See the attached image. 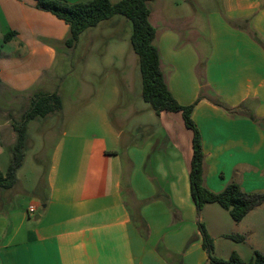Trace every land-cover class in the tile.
Wrapping results in <instances>:
<instances>
[{"label": "crops", "instance_id": "1", "mask_svg": "<svg viewBox=\"0 0 264 264\" xmlns=\"http://www.w3.org/2000/svg\"><path fill=\"white\" fill-rule=\"evenodd\" d=\"M182 20L168 10L153 25L169 89L180 104L196 103L205 184L221 192L236 182L247 193L264 194V0H221L209 11V55L202 71L196 45H179L187 26ZM10 32L16 36L5 42ZM68 35L69 26L38 9L35 0H0V92L18 104L30 103L39 92H59L47 86ZM217 100L248 114L241 110L246 116L234 117ZM113 104L109 99L96 105L97 131L79 118L77 127L57 137L38 187L26 188L19 169L17 185L0 189V264H211L198 228L203 220L191 197L193 133L182 114H155L158 119L134 121L126 131L107 117ZM138 113L132 108L124 120ZM10 115L0 124L3 172L10 164L4 157H11L17 141ZM136 130L149 132L139 137ZM17 192L26 196L23 204L6 211ZM31 205L35 213L29 212ZM236 223L247 238L245 253L219 254L216 236L205 225L217 257L235 252L249 261L256 250L264 253V203Z\"/></svg>", "mask_w": 264, "mask_h": 264}, {"label": "rangeland", "instance_id": "2", "mask_svg": "<svg viewBox=\"0 0 264 264\" xmlns=\"http://www.w3.org/2000/svg\"><path fill=\"white\" fill-rule=\"evenodd\" d=\"M220 1L152 0L149 4L152 10L150 19L152 24H160L162 15L168 10L183 19L179 21L180 25L182 22L187 24L182 28L179 45H196L201 57L199 71L203 70L205 58L209 55V11L218 8ZM113 20H122V24L112 26L106 23L108 20L103 21L98 27L86 30L73 49L69 47L57 49L58 55L51 70L53 81L47 89L59 90L57 93L62 97L63 109L60 113L50 114V118L39 117L28 124L25 160L19 177L31 191L38 187L45 175L52 146L64 130L71 131L81 119L84 125L91 121L90 128L97 131L94 125L96 123L99 126L98 121L94 119L99 114L95 112L99 109L96 108L97 104L101 105L109 99L114 100L111 108L114 111L110 114L111 110H108L107 117L112 118L116 125L122 126L126 131L134 127V121H151L157 118L150 104L142 97L143 82L139 60L132 49L130 39L132 22L120 15L113 17ZM203 93L206 94L208 91L204 90ZM9 95L10 93L0 92V124L3 116L7 118L8 114H11L13 121L20 122L23 113L29 109V101L18 104L8 100ZM91 103L92 105L88 107ZM132 108L140 113L125 121L127 111ZM242 111L248 114L247 110ZM138 132L136 130V133ZM148 132L149 130L139 132L141 133L139 137L147 136ZM10 159V154L7 153L3 163L7 165ZM25 198L23 193L17 192L14 198L7 201L6 211L21 207ZM201 218L212 235L216 236L219 254L238 249L246 252V235L239 232L238 223L228 210L217 203L207 204L201 212ZM221 232L243 235L245 240L238 242L221 235ZM262 233L264 238V226ZM256 237L258 238V235Z\"/></svg>", "mask_w": 264, "mask_h": 264}, {"label": "trees", "instance_id": "3", "mask_svg": "<svg viewBox=\"0 0 264 264\" xmlns=\"http://www.w3.org/2000/svg\"><path fill=\"white\" fill-rule=\"evenodd\" d=\"M151 1L120 0L113 3L110 0H89L70 3L66 0H35V3L38 9L51 12L69 26V35L65 44L70 48L76 46L80 36L86 30L97 27L103 21L120 15L132 22L131 45L139 60L143 82V100L150 104L152 110L159 117L164 112L181 113L186 127L193 133V156L189 180L191 197L196 206L198 217L201 216L205 205L217 203L229 211L234 221L240 222L250 211L264 203V194L247 193L236 182L228 184L221 192H213L206 186L203 137L193 119L196 103L180 104L169 89L162 67L161 53L156 45L157 29L150 21L152 10L149 4ZM15 36L16 32H10L5 35L4 40L8 42ZM253 36L262 44L256 34ZM216 103L225 107L234 117L244 116L242 113L239 114L242 106L229 108L220 100H217ZM62 109L63 100L57 92H39L31 98L29 109L23 113V119L13 123L17 141L11 149V160L6 172L0 170V189L11 190L17 185V173L25 160L29 122L39 117L45 118L50 114L58 113ZM248 117L252 120L256 119L253 114ZM43 203L46 204L47 200H44ZM198 228L203 238V248L207 252L211 264H264V253L258 250L254 252L249 261H244L235 252L228 259L217 257L214 239L205 224L199 221ZM227 237L238 242L245 240L243 235H227Z\"/></svg>", "mask_w": 264, "mask_h": 264}, {"label": "built area", "instance_id": "4", "mask_svg": "<svg viewBox=\"0 0 264 264\" xmlns=\"http://www.w3.org/2000/svg\"><path fill=\"white\" fill-rule=\"evenodd\" d=\"M29 212H30V213H35V212H36V207L33 206V205H31V206L29 207Z\"/></svg>", "mask_w": 264, "mask_h": 264}]
</instances>
